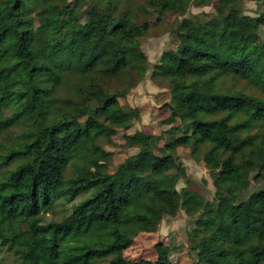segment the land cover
<instances>
[{
  "label": "trees",
  "instance_id": "obj_1",
  "mask_svg": "<svg viewBox=\"0 0 264 264\" xmlns=\"http://www.w3.org/2000/svg\"><path fill=\"white\" fill-rule=\"evenodd\" d=\"M245 2L259 5L256 17ZM215 3L213 14L186 17ZM75 15V18L73 16ZM175 47L151 65L155 19ZM167 84L162 136L125 135L135 152L112 169V144L140 120L122 105L149 71ZM215 187H188L179 149ZM0 264H174L125 256L180 211L197 264H264V0H0Z\"/></svg>",
  "mask_w": 264,
  "mask_h": 264
},
{
  "label": "rangeland",
  "instance_id": "obj_2",
  "mask_svg": "<svg viewBox=\"0 0 264 264\" xmlns=\"http://www.w3.org/2000/svg\"><path fill=\"white\" fill-rule=\"evenodd\" d=\"M214 10L215 3L200 8L191 7L185 16L206 18L207 15L213 14ZM245 13L253 17L258 16L259 5L254 2H245ZM73 18H75V15ZM174 20V16L155 19L152 30L144 38L143 51L151 65L157 64L165 52L175 47V40L168 29ZM169 100L170 94L167 84L154 79L151 70L143 78H136L129 94L126 98L120 99V103L133 109H138L141 113V118L130 131H120L112 144L104 145V148L112 153V169L135 152L134 149L126 145L125 135L134 134L135 132H143L147 137L164 135L165 131L170 127L165 123L170 117V111L166 106ZM179 155L187 170L189 179V184L182 181L179 184V189L188 187L206 200H213L215 187L205 165L194 160L190 149L186 147L179 149ZM3 176L4 172L2 171L0 172V179ZM260 188H264V182L257 184L253 181L251 190L246 192L244 197ZM193 226L194 219L187 216L184 211H180L176 217L164 219L156 233H142L137 236L133 245L125 251V256L133 261L155 260L157 258L155 246L158 243H163L169 246L171 260L174 264H197V256L191 251V242L188 238ZM16 231V226L4 225L0 238L1 236H10ZM3 263L12 264V258L6 257Z\"/></svg>",
  "mask_w": 264,
  "mask_h": 264
}]
</instances>
